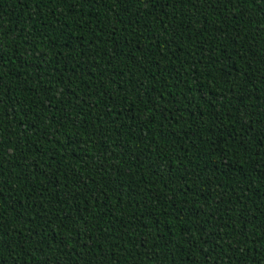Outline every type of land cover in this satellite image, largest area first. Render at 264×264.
<instances>
[{
  "label": "trees",
  "instance_id": "trees-1",
  "mask_svg": "<svg viewBox=\"0 0 264 264\" xmlns=\"http://www.w3.org/2000/svg\"><path fill=\"white\" fill-rule=\"evenodd\" d=\"M0 264H264V0H0Z\"/></svg>",
  "mask_w": 264,
  "mask_h": 264
}]
</instances>
